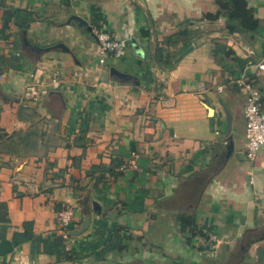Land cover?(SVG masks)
<instances>
[{"label": "crops", "instance_id": "crops-1", "mask_svg": "<svg viewBox=\"0 0 264 264\" xmlns=\"http://www.w3.org/2000/svg\"><path fill=\"white\" fill-rule=\"evenodd\" d=\"M245 2L252 37L201 20L214 0H0V264H264V149L247 159L237 84L251 80L264 114V0ZM187 20L201 39L158 67L156 46ZM96 31L124 56L100 65ZM24 34L70 53L38 55ZM92 202L101 214L73 235Z\"/></svg>", "mask_w": 264, "mask_h": 264}, {"label": "trees", "instance_id": "trees-1", "mask_svg": "<svg viewBox=\"0 0 264 264\" xmlns=\"http://www.w3.org/2000/svg\"><path fill=\"white\" fill-rule=\"evenodd\" d=\"M214 4L218 8L217 12L207 13L203 15L201 20L215 22L218 19H223L224 31L227 35L253 36L258 28V20L255 18L253 10L247 6L245 0H214ZM99 19L100 18L96 17L93 20V27L96 28ZM194 23L195 22L188 20L182 22L176 33L166 37L160 45L156 46L154 59L158 67L171 70L178 60L188 52L194 44L199 42L202 37V32L193 28ZM170 47L175 48V50L169 51ZM230 52V49L227 48L225 54L227 55ZM8 60L10 61L9 66L16 70H20L25 66L23 62L24 58L21 55L10 57ZM179 222L182 231H191V221L189 217L181 215L179 216ZM116 233H118V230L115 231V234ZM114 247L117 246H107L103 250L104 252L99 253L98 258L101 259L106 251Z\"/></svg>", "mask_w": 264, "mask_h": 264}, {"label": "built area", "instance_id": "built-area-1", "mask_svg": "<svg viewBox=\"0 0 264 264\" xmlns=\"http://www.w3.org/2000/svg\"><path fill=\"white\" fill-rule=\"evenodd\" d=\"M95 36L100 65L109 58L119 59L124 56L127 47L125 40L111 39L101 31H96ZM258 68L264 70L263 65H259ZM237 84L246 92L242 110L245 120V154L247 159L252 160L261 149H264V114L262 113L261 95L251 80L244 76L238 79Z\"/></svg>", "mask_w": 264, "mask_h": 264}, {"label": "water", "instance_id": "water-1", "mask_svg": "<svg viewBox=\"0 0 264 264\" xmlns=\"http://www.w3.org/2000/svg\"><path fill=\"white\" fill-rule=\"evenodd\" d=\"M71 23L72 25H76L80 28H83L87 31V33H89L90 35H93L92 33V28L81 18L79 17H72L71 18ZM94 36V35H93ZM22 44L24 47H27L28 49H30L32 52L40 55V54H43V53H46L50 50H56V49H60L62 50L63 52H66V53H70L69 49H67L65 47V45L61 44V43H58V44H55L54 46H51V47H39L37 45H33L31 44L28 39L26 38L25 34H24V37H23V40H22ZM131 45L132 47H134V49L140 53L142 56H143V53L141 51V49L137 46L136 42L134 40H132L131 42ZM110 74L111 75H115L117 77H120V78H123V79H127L129 78L128 75H125L123 73H120L119 71L115 70L114 68H111L110 69ZM224 113H225V119H226V132L227 133H230V130H231V116L229 114V112L227 111L226 108H224ZM233 149V145H232V141L230 140L229 143L226 145V150L228 153H230ZM91 206V208H90ZM89 205H86L84 207L85 211H86V215L84 217V220H83V223L81 225V227L79 229H77L76 231H74L72 234L73 235H78L80 233H82L83 231H85L88 227V224H89V215H90V209L92 212L94 213H97V214H101V209L99 207V205L95 202H92L91 204Z\"/></svg>", "mask_w": 264, "mask_h": 264}]
</instances>
